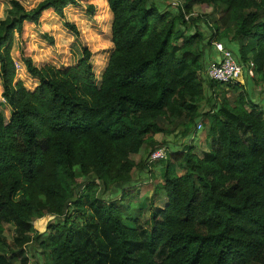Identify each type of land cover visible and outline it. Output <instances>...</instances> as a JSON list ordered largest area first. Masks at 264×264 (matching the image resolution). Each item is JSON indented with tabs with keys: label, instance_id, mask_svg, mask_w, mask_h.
Segmentation results:
<instances>
[{
	"label": "trees",
	"instance_id": "obj_1",
	"mask_svg": "<svg viewBox=\"0 0 264 264\" xmlns=\"http://www.w3.org/2000/svg\"><path fill=\"white\" fill-rule=\"evenodd\" d=\"M84 1L12 0L0 19V264H264V110L242 81L203 77L221 43L264 84V0H107L113 50L99 80L79 47L65 69L37 67L23 48L40 85L16 81L17 36L26 46L28 25ZM199 124L205 150L149 164L166 137L192 139ZM157 165L151 203H136L135 172Z\"/></svg>",
	"mask_w": 264,
	"mask_h": 264
},
{
	"label": "rangeland",
	"instance_id": "obj_2",
	"mask_svg": "<svg viewBox=\"0 0 264 264\" xmlns=\"http://www.w3.org/2000/svg\"><path fill=\"white\" fill-rule=\"evenodd\" d=\"M12 0H0V19L5 18L7 10L10 8V2ZM27 9L34 8L38 3L43 0H19ZM164 8L168 4L172 3V0H156ZM176 3V2H175ZM89 5H94V14L88 12ZM211 8H196L195 13H211ZM196 14V15H197ZM112 14L110 12L107 0H85L79 7H69L65 10L63 15L56 13H47L41 19L39 25H28L25 33L24 42L22 45L21 38L17 36L12 56L16 64L17 74L16 81H22L29 90H35L40 85V79L32 75L21 57V50L27 48L32 58L33 63L37 67H41L45 64H51L59 69H65L75 63L76 58L79 55V47H87L91 54L90 63L92 65V73L96 80L100 79V76L108 64L110 54L113 50V44L111 42V26H112ZM73 24L79 35H76L69 27L68 24ZM234 50L237 49V45L231 46ZM220 54H218L219 56ZM247 74V72H246ZM246 74L242 78V85L247 89L249 97L255 103H257L264 110V84L261 82L255 83L252 79H249ZM254 76V75H253ZM207 77L206 73L203 75ZM251 76L249 75V78ZM241 89V88H240ZM235 90V89H232ZM239 90L231 91V93H239ZM2 102L4 104H2ZM0 104L7 111L6 103L2 98L1 85H0ZM4 110V111H5ZM207 110V108L205 109ZM160 139L162 137L160 136ZM167 144H169L168 151H179L184 149L186 145H193L195 151L205 150L207 148L206 143V130L203 128L192 139H187L178 136L166 137ZM170 153L168 154L169 157ZM141 158H146V153L140 155ZM138 156H136L137 158ZM160 165L151 166L149 168L141 169L135 172L134 182L131 184L130 198L136 203L141 199L148 198L149 203L156 193L157 185L162 182ZM160 191H158L159 193ZM110 193H106V197H109ZM119 194L118 197H120ZM132 196V197H131ZM115 197V196H114ZM113 197V198H114ZM112 198V199H113ZM128 199L122 200L123 204H127ZM155 205L164 206L166 204V198L164 200L163 193L158 194L154 201ZM56 218L46 217L39 221H36L35 228L40 233H45L50 224L57 223ZM146 219H143V222ZM25 245V244H24ZM23 245V246H24ZM33 249L39 251L34 244ZM26 246V245H25ZM24 246V248H25ZM30 250V246H27ZM34 260L33 258L30 259ZM36 260V259H35Z\"/></svg>",
	"mask_w": 264,
	"mask_h": 264
},
{
	"label": "built area",
	"instance_id": "obj_3",
	"mask_svg": "<svg viewBox=\"0 0 264 264\" xmlns=\"http://www.w3.org/2000/svg\"><path fill=\"white\" fill-rule=\"evenodd\" d=\"M218 54V60L209 64L207 68V76L210 80L223 84H236L240 82L243 76H253V64L249 67L239 63L234 54L226 49L221 43L215 44ZM202 125H198V130H202ZM169 151L166 147H160L150 153L149 164H155L159 161L166 160ZM28 264H39L37 261L31 260Z\"/></svg>",
	"mask_w": 264,
	"mask_h": 264
},
{
	"label": "crops",
	"instance_id": "obj_4",
	"mask_svg": "<svg viewBox=\"0 0 264 264\" xmlns=\"http://www.w3.org/2000/svg\"><path fill=\"white\" fill-rule=\"evenodd\" d=\"M158 140H160V137H157ZM162 140V139H161Z\"/></svg>",
	"mask_w": 264,
	"mask_h": 264
}]
</instances>
